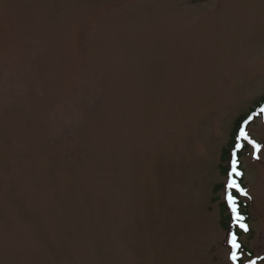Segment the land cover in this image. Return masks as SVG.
I'll list each match as a JSON object with an SVG mask.
<instances>
[{"label": "rangeland", "instance_id": "1", "mask_svg": "<svg viewBox=\"0 0 264 264\" xmlns=\"http://www.w3.org/2000/svg\"><path fill=\"white\" fill-rule=\"evenodd\" d=\"M263 97L264 0H0V264H236L220 165Z\"/></svg>", "mask_w": 264, "mask_h": 264}, {"label": "trees", "instance_id": "2", "mask_svg": "<svg viewBox=\"0 0 264 264\" xmlns=\"http://www.w3.org/2000/svg\"><path fill=\"white\" fill-rule=\"evenodd\" d=\"M255 105L256 106L251 108L250 111H247L245 114H243L242 116H240L237 119V122L235 123L234 128H233L232 133H231V138L223 150L222 161L223 162L225 161L227 165H222V164L220 165L222 174L227 176L228 173L230 172V160L233 157V153L234 152L236 153V159L238 161L237 168H238V171H240L242 173V175L234 176V179L240 185V187L243 188L247 192V196L241 194L235 188L227 189L225 187V183H224V185L223 184L221 185V188H223V189L225 188V192H227L228 194L231 193L236 198L235 208L238 210V214L240 217H242V219L237 220V219H235V217H233L232 208H231L233 206L230 205L226 199H224V198L222 200L216 199V200H218L219 212L221 215L220 223H221L222 228L227 231V238L229 235L230 236L235 235L236 239L240 240V242H241V235L247 234L251 231L250 222H251L252 216H251L250 211H249V203L247 200V198H249V195H248V190H247V187H246V185L244 183V179H243L244 171L242 170V161H241L243 155L249 151L251 145L245 140H242V139L238 140V137L240 136L239 135V127L242 123H244L246 121H247V123H246L247 126H249L250 123L252 122L251 119L262 117L263 111L261 110V108H262L261 106L264 107V97H263L262 103L258 102V104H255ZM259 107H261V108H259ZM238 143L243 145V146L240 148H237ZM239 223L248 224L249 225V231L245 232L244 230H242ZM245 249H246V247L242 243L241 253L244 252ZM246 250L248 251V253L250 255H252V251H249L248 249H246Z\"/></svg>", "mask_w": 264, "mask_h": 264}, {"label": "snow or ice", "instance_id": "3", "mask_svg": "<svg viewBox=\"0 0 264 264\" xmlns=\"http://www.w3.org/2000/svg\"><path fill=\"white\" fill-rule=\"evenodd\" d=\"M262 111H264V109H262ZM246 123H247V121H246ZM240 139L245 140L249 144L252 145L253 149L255 150L254 155H255V153H258L261 150V148H262L261 144L257 143L255 140L251 139V137L244 130V128L240 129V136L238 137V140H240ZM242 146L243 145H241L239 143L237 144V148H240ZM256 158L258 159L259 156H256ZM237 164H238V161L236 159V153L234 152L233 153V160H232V169L228 173V182L226 184V188L227 189L235 188L238 192H240L241 194L247 196V192L243 188H241L240 185L234 179V176L242 175V173L240 171H238ZM226 198L229 201L230 205L233 206L232 210L235 213L236 212V208H235V200H236V198L231 193H229ZM235 219L240 220V219H242V217H240L239 214L237 213L236 216H235ZM240 227L243 228L245 231H247V226L246 225L241 224ZM230 243H231L233 249H239L240 248V245L236 242L235 235L232 236V238L230 240ZM231 258L233 259V261H237L239 259L238 255H237V253L235 251H233ZM250 264H255V262L254 261L250 262Z\"/></svg>", "mask_w": 264, "mask_h": 264}]
</instances>
